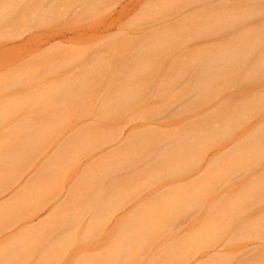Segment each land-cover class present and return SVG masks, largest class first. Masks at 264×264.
I'll return each mask as SVG.
<instances>
[{"label":"rangeland","instance_id":"obj_1","mask_svg":"<svg viewBox=\"0 0 264 264\" xmlns=\"http://www.w3.org/2000/svg\"><path fill=\"white\" fill-rule=\"evenodd\" d=\"M248 35L239 78L264 61V0H0V138L46 131L18 175L8 164L0 177V251L35 233L1 264H264V192L249 191L264 155L228 158L264 126V108L219 139L216 115L201 122L229 100L263 98L264 76L243 84L219 67L212 98L196 88L208 54ZM88 171L106 202L90 181L78 189ZM139 214L145 239L129 224Z\"/></svg>","mask_w":264,"mask_h":264},{"label":"bare ground","instance_id":"obj_2","mask_svg":"<svg viewBox=\"0 0 264 264\" xmlns=\"http://www.w3.org/2000/svg\"><path fill=\"white\" fill-rule=\"evenodd\" d=\"M247 37H250V36L249 35L245 36L244 39L242 40V43H240V44H237V45L229 44V45H225L224 47L215 48V50H212L210 52V56L211 57H209V54H208L207 60H208V66L210 67L209 68V74L207 75V79L206 80L201 81L200 84L196 85V88L203 90V93H204V96L201 95V98L199 99V101L200 100L201 101L207 100L210 97L212 98L215 95V90L214 89H215L216 85H218L220 83V81L222 80V78H221L222 75H221V73L218 72V71H220L218 69L219 67H223L224 71H227V73H228V76H227L228 81H236V80L239 81L240 80V82H243L245 79L247 80V78L248 79L249 78H253V80L257 79L259 81L264 76V61H261V60L259 61V59H255V61H252V64H250L252 68L250 66L248 68H244L245 71L242 72V75H241L240 78H239V76H237V71L239 70L240 67H242L241 65L247 63L246 61L248 60V58L251 56L252 52L255 49V46L253 44H251V41ZM262 39L264 41V35L262 36ZM148 48H152V46L150 44H148ZM218 63H220V65H218ZM246 80H245V82H246ZM243 84H245V83L243 82ZM246 97H251V96H246ZM261 99L264 101V97L263 98H259V99H257V98L254 99L253 96H252L251 98H249L247 100L244 98L243 100H246L248 102L241 101L243 104L240 102L239 105L236 108H235V106L232 107L234 110L232 108L231 109L228 108L229 107L228 105H230L232 102L234 103L233 100H229V102H226V104L228 103L227 106H225V107H223L221 109H216L211 114H207V115L202 116L201 118H203V119L205 118V119L203 121H201L202 119H200V121L203 123V122H205L206 118L210 119L211 116L214 117L216 115L215 117H218V119L221 120L224 128L226 129L225 131H223L222 134H219L218 130H217V132H216V130L212 131V132H214L215 136H217V137H215L213 135L214 138L215 139L216 138L219 139V136L229 135L228 132H229V129L232 126L237 125L239 123H242L243 116L249 115V113L251 114V112L254 113L256 111L257 112L260 111L258 109L261 108L262 106L264 108V105L262 104L264 102L261 101ZM236 105H237V102H236ZM250 109H252V110H250ZM122 113L123 112H121V114H120L117 111L116 112L114 111V113L111 112L109 115L120 116V115H122ZM240 114H241V117H240ZM208 116H210V117H208ZM212 117H211L210 120L214 119V118L212 119ZM22 128L12 129L11 132H10V135L8 134L9 137H10L8 139V141L5 140V138H0V177L2 175V178L4 177L3 175H5V171L7 173V168L6 167H8L7 166L8 164L10 165L9 167L11 169H14L12 171V175L13 174L14 175L15 174L18 175L19 170L16 169L15 167H13V164L18 159L22 158L23 155L27 154L30 151V149H28L27 147H29L31 145H35L36 143H38L41 140V138L43 137V135L45 134L44 132H46V131H42L40 128L31 127L30 125H26V126H24ZM197 132H199V131H197ZM138 137L139 136H136L137 141L140 140ZM78 140H81L80 136L78 137ZM195 140H197L198 142H196V143H199V144H200L199 141H201V143H206L204 137L201 136V135H198V136L195 135L193 137V141H195ZM126 146L128 147V145H126ZM127 147L124 150V154H123V151H122L121 155L123 154L122 156L124 158L129 157L128 159L131 160V158L133 159L135 154H133V155L132 154L131 155L128 154L130 152V150L127 151L129 149V148L127 149ZM170 153H171V150H170ZM178 153L179 152H176L173 149L171 155L172 156L174 155L173 157H175V156L178 157L179 154H180V153L179 154ZM121 155L119 154L118 159L113 163L114 167H116L117 169H119L121 167V165L123 163V160H124V159H122L123 157ZM125 155H127V156H125ZM263 155H264V126L261 127L260 129H258L257 131L250 132V134L247 137H245V139L242 142H240V144L238 145L236 150H233V151H231L229 153L228 158H231V159H234V160H238V159L251 160V159H254V158H256V159L258 158L259 159ZM118 160H120L121 162L119 161L118 164H116V166H115V163ZM113 164H111V163L107 164L106 165L107 167H105V165H104V167H102L101 170H100L101 174H104V172H103L104 170L102 171L103 168H107V170L105 171L106 174H104V175H109V174L115 173L116 169L113 168V166H112ZM4 165H6V166H4ZM108 166H111L112 169H111V167L108 168ZM53 169H54V172H56L57 165H55L53 167ZM112 170L115 171V172H112ZM89 172L90 171H88L86 173L88 175L85 174L87 177L84 175L82 177V180L80 179L81 182H78V183H80L81 185L77 183V187L80 190H82V189L83 190H87V189L93 190L95 192L93 197L94 196L96 197V195L99 196L98 198H99V200L101 199L100 201L102 202L104 199L102 197H100L101 193L97 192V191H100V192L102 191V190L99 189V187L101 186L100 178L98 177V179H97V176L95 174H93L92 172H90V173ZM163 172L164 171H162V173ZM165 172H166V170H165ZM151 174H152V171H151ZM14 175L12 176L13 178L16 177V175H15V177H14ZM262 179H263V181H262ZM262 179H260V180L258 179L255 182L254 185H250L249 186V191L253 192V193L258 192V194L261 193V192H264V178H262ZM96 180H99V181H96ZM85 181L86 182L90 181V184L87 183V187L89 186L87 189L84 186V184L86 185ZM91 184L93 185V187H92ZM99 184H100V186H99ZM197 187H199V186H197ZM197 187H194V190L197 193H199V191H198L199 188H197ZM125 190H126V188H125ZM0 191H1V189H0ZM95 197H94V200H97L98 198L96 197V199H95ZM104 204H106V203H104ZM81 206H83V203H81ZM139 216H141V217H138V215H137L135 218H132V219H135V220L131 219V222H129V224L130 225L133 224V226L132 225L131 226H132V229H133L132 233H134V236H135V234L136 235L139 234L138 235V238H139L141 236V232H142V237L141 238L145 239L146 238L145 237V233H143L145 229H141L142 230L141 231L139 227H141L142 224L143 225L147 224L146 228H150L152 226V224L149 223L150 222V220H148L149 217H147L146 215L139 214ZM139 218H141V219H139ZM132 221H133V223H132ZM138 221L141 222L140 223L141 225H138ZM146 221H148V222H146ZM139 230L141 232L137 233ZM28 232L31 233V234H28ZM27 235H29V236H27ZM32 235H33V237H32ZM34 235H35L34 231H32V232L31 231H27L24 235H22V237H19V238L20 239L22 238L24 241H28V243L27 242L24 243L22 241V239L19 240V238H17V239H15V242H14L13 246H11V244H13V243H11L10 244L11 247H9V245H8V247H7L8 249H6L5 251H0V264L3 262V260L5 258H8L9 261L14 260V256L17 254V248H19V247H23L24 248V246H26V243H27V245L32 244L35 241ZM23 236H24V238H23ZM129 237L130 236H127V237L124 236L123 240L128 238L127 240L130 241ZM135 237H137V236H135ZM66 238H67L68 241H69V239H72L71 237L70 238L66 237ZM72 241L73 240H71V242ZM124 241H126V240H124ZM126 242H127V246H129L128 244H130V243L128 241H126ZM9 248H10V250H9ZM129 248H131L129 252H132L133 251V246L130 245ZM117 252H120V251L116 250V258L120 257V254H121V253H117Z\"/></svg>","mask_w":264,"mask_h":264}]
</instances>
